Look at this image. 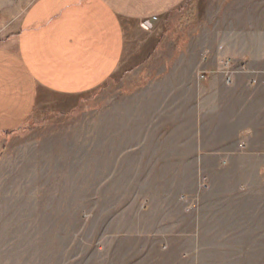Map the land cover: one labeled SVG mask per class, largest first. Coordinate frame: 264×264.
Masks as SVG:
<instances>
[{"label": "rangeland", "instance_id": "1", "mask_svg": "<svg viewBox=\"0 0 264 264\" xmlns=\"http://www.w3.org/2000/svg\"><path fill=\"white\" fill-rule=\"evenodd\" d=\"M35 1L0 0V47L13 46ZM240 1H203L201 15L195 5L183 21L131 32L120 68L94 92L41 93L33 136L0 155V264H129L148 224L186 235L201 214L229 224L201 264H264V145H227L238 125L196 103L197 66L161 69L176 56L168 48L207 24L203 14L220 25ZM200 176L209 189L198 201Z\"/></svg>", "mask_w": 264, "mask_h": 264}, {"label": "crops", "instance_id": "2", "mask_svg": "<svg viewBox=\"0 0 264 264\" xmlns=\"http://www.w3.org/2000/svg\"><path fill=\"white\" fill-rule=\"evenodd\" d=\"M203 1L206 7L217 6V0L33 2L13 46L0 47V155L33 136L34 129L28 126L42 92L75 97L100 89L120 68L128 38L135 37L131 32L172 19L183 21L180 16L185 9L193 11ZM239 5L241 9L233 15L226 13V19H219L220 25L215 16L203 14L200 20L207 24L197 34L187 31L189 38H195L190 45L182 41L176 52L168 48L166 53L176 56L161 69L182 70L192 68L191 64L197 66V73L207 72L206 81L195 83L199 88L195 101L202 111L222 113L228 124L238 125L227 145H240L244 150L245 145H264V76L255 86L249 76H240L234 86L226 87L216 72L224 60L249 61L255 69L264 70V0H241ZM198 141L201 145L200 137ZM230 155H223L222 164ZM183 197L179 200L185 204ZM186 207V211L191 208L189 204ZM197 208L200 211L199 202ZM201 215L192 233L186 235L150 231L148 224V237L136 241V258L128 247L129 264H201L210 252L208 247L217 241L214 231L229 228V224L201 221ZM185 241L191 250H180Z\"/></svg>", "mask_w": 264, "mask_h": 264}, {"label": "built area", "instance_id": "3", "mask_svg": "<svg viewBox=\"0 0 264 264\" xmlns=\"http://www.w3.org/2000/svg\"><path fill=\"white\" fill-rule=\"evenodd\" d=\"M216 74L221 77L224 85H226L227 87H232L235 84L237 78L244 75L249 76L251 78L250 84L255 86L260 83L259 77L264 76V70L252 68L249 61L236 62L233 60H224L220 62L219 69ZM207 77L208 75L206 73L200 72L198 75V83L206 81ZM261 83L264 84V80ZM208 189V180L205 177L200 176L199 189L197 192L198 201L200 194L204 191H207ZM187 198L188 197L182 198L185 203L187 201ZM196 204L198 206V203Z\"/></svg>", "mask_w": 264, "mask_h": 264}, {"label": "bare ground", "instance_id": "4", "mask_svg": "<svg viewBox=\"0 0 264 264\" xmlns=\"http://www.w3.org/2000/svg\"><path fill=\"white\" fill-rule=\"evenodd\" d=\"M263 62H264V60H263ZM205 73V72H204ZM208 75V74H207Z\"/></svg>", "mask_w": 264, "mask_h": 264}]
</instances>
